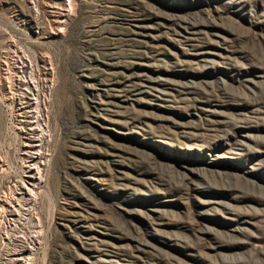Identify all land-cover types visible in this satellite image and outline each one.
<instances>
[{"label": "rangeland", "instance_id": "374dc122", "mask_svg": "<svg viewBox=\"0 0 264 264\" xmlns=\"http://www.w3.org/2000/svg\"><path fill=\"white\" fill-rule=\"evenodd\" d=\"M64 1L0 0V264H264V0Z\"/></svg>", "mask_w": 264, "mask_h": 264}, {"label": "bare ground", "instance_id": "6f19581e", "mask_svg": "<svg viewBox=\"0 0 264 264\" xmlns=\"http://www.w3.org/2000/svg\"><path fill=\"white\" fill-rule=\"evenodd\" d=\"M60 3V2H59ZM65 3V1H64ZM62 3L63 6L65 4ZM62 12L59 13V23H64L66 20L67 13L65 12V8H61ZM29 83V82H28ZM31 85V84H29ZM36 87V86H35ZM37 88V87H36ZM27 89V88H26ZM31 90V87L29 88ZM28 91V90H27ZM41 91V90H40ZM24 92V91H23ZM33 92V91H32ZM38 92V91H37ZM41 95V94H40ZM35 96V95H34ZM32 97V96H31ZM30 98V97H29ZM39 98V97H37ZM36 96L33 99H37ZM40 98H42L40 96ZM39 98V99H40ZM32 100V99H30ZM38 100V99H37ZM36 100V106H34L35 102L32 100L29 104L25 105L24 108H28L26 111L28 113L29 117V124H30V131L29 133L33 134V139L36 144H33L32 146L35 148V150H28L26 151V154L28 153L29 161L31 163L27 164L26 167L28 169L27 180L26 181H19L18 186H20V189L22 190V197L24 198V204L25 205H31V201L34 200L33 195L34 193L40 188L41 182L43 181L42 173L44 169V161L47 157V153L44 150V145H46L47 142V133H46V125L44 122L45 115V108H41L38 101ZM41 100V99H40ZM29 101V100H28ZM26 102V99H25ZM41 102V101H40ZM38 103V104H37ZM24 111V112H26ZM26 113V114H27ZM27 116V115H26ZM29 137V136H28ZM31 138V137H30ZM27 143V142H26ZM29 143V142H28ZM31 144V143H29ZM34 161V162H33ZM33 162V163H32ZM26 182V183H25ZM16 187V186H15ZM17 188V187H16ZM41 189V188H40ZM20 190V191H21ZM14 192V191H13ZM20 193V192H19ZM35 196V195H34ZM21 198V197H20ZM10 201L9 199H7ZM19 200V199H18ZM12 202V201H11ZM10 203V202H9ZM12 205V204H11ZM16 206V205H15ZM14 206V207H15ZM22 206V205H21ZM24 206V205H23ZM19 207V206H18ZM26 207V206H25ZM22 208V207H21ZM24 208V207H23ZM17 209V208H16ZM25 209V208H24ZM18 210V209H17ZM22 211V210H21ZM19 211V212H21Z\"/></svg>", "mask_w": 264, "mask_h": 264}, {"label": "built area", "instance_id": "2783aa9c", "mask_svg": "<svg viewBox=\"0 0 264 264\" xmlns=\"http://www.w3.org/2000/svg\"><path fill=\"white\" fill-rule=\"evenodd\" d=\"M65 12L67 13V15L69 14V10H68V8H67V0L65 1ZM66 18H67V16H66ZM35 33H41V31H39L38 29L37 30H35Z\"/></svg>", "mask_w": 264, "mask_h": 264}]
</instances>
